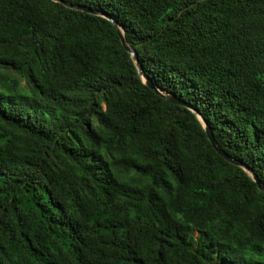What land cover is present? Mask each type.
<instances>
[{"label":"trees","instance_id":"1","mask_svg":"<svg viewBox=\"0 0 264 264\" xmlns=\"http://www.w3.org/2000/svg\"><path fill=\"white\" fill-rule=\"evenodd\" d=\"M64 1L264 185V0ZM0 264H264V192L109 20L0 0Z\"/></svg>","mask_w":264,"mask_h":264},{"label":"water","instance_id":"2","mask_svg":"<svg viewBox=\"0 0 264 264\" xmlns=\"http://www.w3.org/2000/svg\"><path fill=\"white\" fill-rule=\"evenodd\" d=\"M54 2H58L63 4L64 6L71 8V9H76V10H80V11H84L93 15H97V16H101L107 20H109L119 38L121 41V44L123 45V47L125 48V50L130 54L134 65L137 68L138 74L142 80V82L150 87L151 89H153L158 95H160L162 98H164L165 100H167L168 102L183 106L187 109H189L190 111H192L197 118L199 119L208 140L210 141V143L212 144V146L214 147V149L218 152V154L223 157L225 160H227L229 163L239 166L241 167L243 170H245V172H247V174L250 176V178L257 184L258 188L264 192V185L261 183V181L259 180L258 176L252 171L250 170L247 166H245L244 164H242L241 162H238L236 160H234L233 158H231L228 154H226L217 144L215 138H214V134L210 128V126L208 125L207 121L202 117L201 113L195 108L193 107L190 103L176 97L175 95L166 92L165 90L159 88L158 86H156V84L153 83V81L146 75L144 68L142 66V64L139 61V58L136 54V52L129 46V44L126 41L125 35H124V30L122 29V27L120 26V24L118 23V21L113 18L112 16L106 14L105 12H101V11H96V10H92L83 6H79V5H74L71 3H68L64 0H52Z\"/></svg>","mask_w":264,"mask_h":264}]
</instances>
